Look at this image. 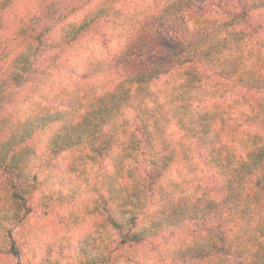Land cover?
I'll return each mask as SVG.
<instances>
[{"label": "clouds", "instance_id": "1", "mask_svg": "<svg viewBox=\"0 0 264 264\" xmlns=\"http://www.w3.org/2000/svg\"><path fill=\"white\" fill-rule=\"evenodd\" d=\"M0 264H264V0H0Z\"/></svg>", "mask_w": 264, "mask_h": 264}]
</instances>
